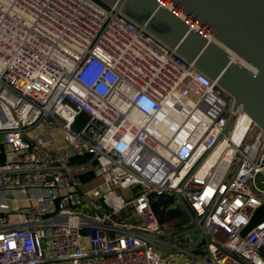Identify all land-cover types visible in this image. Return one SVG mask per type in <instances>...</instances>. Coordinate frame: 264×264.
Returning a JSON list of instances; mask_svg holds the SVG:
<instances>
[{"label":"built area","instance_id":"2783aa9c","mask_svg":"<svg viewBox=\"0 0 264 264\" xmlns=\"http://www.w3.org/2000/svg\"><path fill=\"white\" fill-rule=\"evenodd\" d=\"M234 102L113 6L0 0V264H264V131ZM166 193L197 238L161 229Z\"/></svg>","mask_w":264,"mask_h":264},{"label":"water","instance_id":"95a60500","mask_svg":"<svg viewBox=\"0 0 264 264\" xmlns=\"http://www.w3.org/2000/svg\"><path fill=\"white\" fill-rule=\"evenodd\" d=\"M98 1L122 12L215 81L234 98L233 109L241 105L264 131V0ZM173 198L192 230L200 233L186 203L177 193ZM263 220L261 205L240 235Z\"/></svg>","mask_w":264,"mask_h":264},{"label":"trees","instance_id":"16d2710c","mask_svg":"<svg viewBox=\"0 0 264 264\" xmlns=\"http://www.w3.org/2000/svg\"><path fill=\"white\" fill-rule=\"evenodd\" d=\"M76 160L78 159H74L73 162ZM90 177L91 174L81 176L80 179L85 182ZM150 204L162 230L171 231L184 228L188 220L187 216L171 194L153 195Z\"/></svg>","mask_w":264,"mask_h":264},{"label":"rangeland","instance_id":"374dc122","mask_svg":"<svg viewBox=\"0 0 264 264\" xmlns=\"http://www.w3.org/2000/svg\"><path fill=\"white\" fill-rule=\"evenodd\" d=\"M83 120H84V118L83 117H80L77 121L79 122V126L80 125H82V123H83ZM250 143H251V138H247L245 141H244V143L242 144V149H244V148H246L247 146H249L250 145ZM184 223H185V221H184ZM187 235H184V236H182L180 239H174L173 241L174 242H176V243H178V245L181 247V248H185L186 246H187V243H186V237ZM198 237V233H193L192 234V239H195V238H197ZM86 249H87V246H86ZM204 256H205V254H203ZM178 255H172V254H168V253H165V252H163L162 253V257H163V259L165 260V259H170V258H173V257H177Z\"/></svg>","mask_w":264,"mask_h":264},{"label":"bare ground","instance_id":"6f19581e","mask_svg":"<svg viewBox=\"0 0 264 264\" xmlns=\"http://www.w3.org/2000/svg\"><path fill=\"white\" fill-rule=\"evenodd\" d=\"M222 88V87H221Z\"/></svg>","mask_w":264,"mask_h":264}]
</instances>
